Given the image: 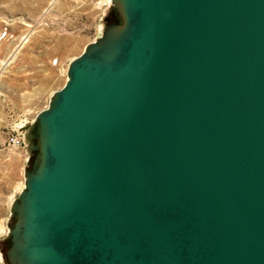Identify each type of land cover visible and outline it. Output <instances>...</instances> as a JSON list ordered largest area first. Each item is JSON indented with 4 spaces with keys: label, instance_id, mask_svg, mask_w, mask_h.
<instances>
[{
    "label": "water",
    "instance_id": "water-1",
    "mask_svg": "<svg viewBox=\"0 0 264 264\" xmlns=\"http://www.w3.org/2000/svg\"><path fill=\"white\" fill-rule=\"evenodd\" d=\"M25 130L8 264H264V0H111Z\"/></svg>",
    "mask_w": 264,
    "mask_h": 264
},
{
    "label": "rangeland",
    "instance_id": "rangeland-1",
    "mask_svg": "<svg viewBox=\"0 0 264 264\" xmlns=\"http://www.w3.org/2000/svg\"><path fill=\"white\" fill-rule=\"evenodd\" d=\"M118 20L111 0H0V264H8L11 207L33 161L7 139L35 122L71 61Z\"/></svg>",
    "mask_w": 264,
    "mask_h": 264
},
{
    "label": "built area",
    "instance_id": "built-area-1",
    "mask_svg": "<svg viewBox=\"0 0 264 264\" xmlns=\"http://www.w3.org/2000/svg\"><path fill=\"white\" fill-rule=\"evenodd\" d=\"M24 133H25V130H22L20 133H16L8 137L7 139L8 145L17 146V147L19 146L25 147L26 143H25Z\"/></svg>",
    "mask_w": 264,
    "mask_h": 264
},
{
    "label": "bare ground",
    "instance_id": "bare-ground-1",
    "mask_svg": "<svg viewBox=\"0 0 264 264\" xmlns=\"http://www.w3.org/2000/svg\"><path fill=\"white\" fill-rule=\"evenodd\" d=\"M108 1H110V0H108ZM23 185H24V184L22 183V187H23Z\"/></svg>",
    "mask_w": 264,
    "mask_h": 264
}]
</instances>
